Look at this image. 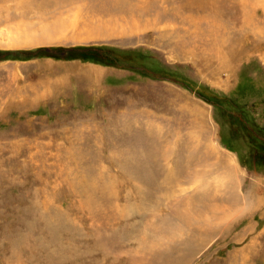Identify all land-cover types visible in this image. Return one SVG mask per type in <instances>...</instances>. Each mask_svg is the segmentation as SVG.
<instances>
[{
  "label": "rangeland",
  "instance_id": "1",
  "mask_svg": "<svg viewBox=\"0 0 264 264\" xmlns=\"http://www.w3.org/2000/svg\"><path fill=\"white\" fill-rule=\"evenodd\" d=\"M262 137L264 0H0V264H264Z\"/></svg>",
  "mask_w": 264,
  "mask_h": 264
},
{
  "label": "bare ground",
  "instance_id": "2",
  "mask_svg": "<svg viewBox=\"0 0 264 264\" xmlns=\"http://www.w3.org/2000/svg\"><path fill=\"white\" fill-rule=\"evenodd\" d=\"M213 1V0H212ZM207 2V1H206ZM203 3V2H202ZM205 4V3H204ZM201 6V5H200ZM246 6V5H245ZM200 10H203V5L202 7H199ZM42 39V38H41ZM200 116V115H199ZM62 258V257H61Z\"/></svg>",
  "mask_w": 264,
  "mask_h": 264
},
{
  "label": "trees",
  "instance_id": "3",
  "mask_svg": "<svg viewBox=\"0 0 264 264\" xmlns=\"http://www.w3.org/2000/svg\"><path fill=\"white\" fill-rule=\"evenodd\" d=\"M261 139H262V141L264 140V138H263V137H262Z\"/></svg>",
  "mask_w": 264,
  "mask_h": 264
}]
</instances>
